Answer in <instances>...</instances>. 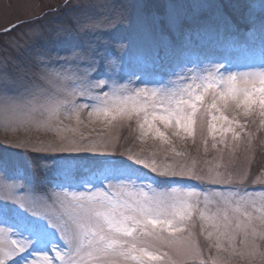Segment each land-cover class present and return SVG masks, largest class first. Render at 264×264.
Listing matches in <instances>:
<instances>
[{
  "label": "snow or ice",
  "instance_id": "1",
  "mask_svg": "<svg viewBox=\"0 0 264 264\" xmlns=\"http://www.w3.org/2000/svg\"><path fill=\"white\" fill-rule=\"evenodd\" d=\"M61 10L73 13L68 23L47 37L34 27L27 39H10L21 59H0V119L58 134L53 142L11 145L46 154L39 169L51 177L47 186L30 175L32 161L20 183L0 157V178L12 180L0 196V264H224L221 253L239 258L238 249L248 248L264 258V227H257L264 226V185L253 195L246 173L198 171L195 161L160 166L127 156L108 138L60 134L65 119L80 125L86 113L89 123L142 118V134L147 124L165 137L159 121L175 135L193 136L199 114L211 117L215 149L217 132L228 147L224 133L239 140L235 128L243 130L223 114L229 106L244 117L258 112L264 125V0H63L28 23ZM196 35L232 38L235 52L205 56L206 66L181 68L167 81L153 79ZM257 47L259 56L250 55ZM220 120L228 126L218 129ZM137 165L148 173L138 174Z\"/></svg>",
  "mask_w": 264,
  "mask_h": 264
},
{
  "label": "rangeland",
  "instance_id": "2",
  "mask_svg": "<svg viewBox=\"0 0 264 264\" xmlns=\"http://www.w3.org/2000/svg\"><path fill=\"white\" fill-rule=\"evenodd\" d=\"M63 3V0H0V31L5 28H9L11 25L17 23L15 29L3 36L0 41V59L10 57L13 61L18 62L21 57L19 54L9 46L7 43L12 38H19L20 34H25L27 39V33L30 29L36 27L39 28L44 35L50 36L51 32L57 25L65 24L69 22V17L61 21L56 20L57 16H51V21L47 24L41 23L39 20L36 25L28 23L29 20L44 15L49 10H55L59 5ZM22 21L24 25L20 26ZM21 23V24H20ZM12 31H14L12 34ZM198 40V43L196 41ZM44 46L43 42H41ZM197 44V46H196ZM258 44V41H257ZM50 46V45H47ZM203 50L202 52L199 49ZM29 51H35V48ZM235 52V48L232 44V38L227 40L221 37L219 41L217 38L209 35H196L193 38V42L189 46H185L180 49V56L174 57L172 54L170 59L165 61L163 66H159L157 71L153 74V79L164 80L171 76L172 72L180 71L181 68H199L206 66L208 61H205V56H210L216 52ZM200 52V53H199ZM62 55L64 53H61ZM200 54V55H199ZM250 55L259 56V48H255ZM27 55V53H26ZM173 57V58H172ZM171 60V61H170ZM215 62V61H213ZM30 63V61H29ZM151 67V64L149 63ZM9 71H15L11 64L8 65ZM167 73V75H164ZM125 83V81H120ZM142 86V85H141ZM207 100L210 99L206 97ZM239 110L234 106H229L223 109V114L232 120L237 119L243 130L240 127H236V131H240V139L234 140L232 132L224 133V138L228 147L219 143L221 136L217 132L215 142L217 148H213L212 144L213 134L208 131L207 122L211 119L210 116H200L198 114L197 124L193 136H189L187 133L181 131L180 135H175L177 129L174 127L165 128L159 121L156 122V127L160 131L165 133V137L157 135L155 130H149L148 125L145 124L144 133H141L139 124L143 123L141 118L139 122L135 118L132 120L119 119L111 120L110 122L101 118L94 122L89 123L86 113L82 115L81 119L84 123L77 125L75 120H64V126L61 127V135H67L71 138L75 135L79 138L83 136H91L96 139L108 138L110 143L123 145L121 152L127 156H134L136 158H144L146 160L155 158L156 163L160 166L175 164L177 162H185L188 165H192L193 161L196 162L198 171L206 172L209 168H216L219 171H230L233 174L246 173L250 177L248 191L256 195L262 190L264 185V161L260 164L259 170L252 171L255 159L258 158L257 152L263 153L264 156V125L261 124V117L258 112L255 116L244 117L243 115H236ZM216 115L220 113L216 112ZM201 119L204 120L203 127H201ZM217 128L220 126L227 127V122L216 121ZM70 129H75L73 133ZM249 134H251V145L249 146ZM58 139V134L54 131L46 130L43 127H18L15 124H5L3 119H0V157L6 158L10 169V174L17 178L18 182L22 183L18 178L22 177L25 173V167L27 161H32L33 167L28 169L31 176L35 178L36 183L42 187L47 186L51 177L39 181L40 175V158L43 153H35L36 156L28 155L23 149L13 147L17 141L31 140L32 142H53ZM238 144L239 147L236 151H231V146ZM182 153L181 156H176L173 152ZM124 158V156H122ZM121 158V159H123ZM141 171L138 173L144 175L148 173L147 169L137 165ZM254 173V174H253ZM6 183L11 184L12 180L5 182L0 178V196L5 194ZM194 183V182H193ZM222 190V189H221ZM27 195V194H26ZM258 198V197H257ZM209 208L214 210L215 205L210 204ZM52 212L63 211L62 208L53 207L49 209ZM196 228L199 230L200 221L197 217ZM207 227V226H205ZM258 229L264 226L257 223ZM202 243H207L205 236L200 237ZM260 241L257 239L256 244L259 245ZM238 251L244 252L243 256L239 258L235 253H221L219 259L224 261V264H264V258L257 254H251L253 250L238 249ZM264 251V249H260ZM204 253L208 255V249H204ZM54 256L55 253H49ZM215 256V251L212 253ZM87 264V262H86Z\"/></svg>",
  "mask_w": 264,
  "mask_h": 264
},
{
  "label": "trees",
  "instance_id": "3",
  "mask_svg": "<svg viewBox=\"0 0 264 264\" xmlns=\"http://www.w3.org/2000/svg\"><path fill=\"white\" fill-rule=\"evenodd\" d=\"M72 14H73V13L70 12V11L61 10L59 13H56V14H54V15L57 16L56 20H60V22H61V21L65 20V18H68L69 16L71 17ZM54 15H47V16H44V19H43L42 21H40V25H41V23L45 22L46 19H47L46 22H47V24H48V22L51 21V20H50V19H51V16H54ZM70 17H69L68 19H70ZM51 22H52V21H51ZM13 32H14V31H12V32L9 33V34H12ZM3 36H5V35L0 34V41H2ZM257 154H258L259 156H258V158L255 159V162H254L253 167H252V171H254V172H256V171L259 170L260 164L262 163V161H264L263 153L260 152V150L257 152ZM31 155L36 156L37 154L32 153ZM37 156H38V155H37ZM253 174H254V173H253ZM39 178H43V177L40 176Z\"/></svg>",
  "mask_w": 264,
  "mask_h": 264
}]
</instances>
